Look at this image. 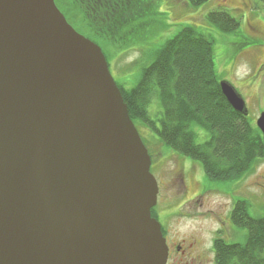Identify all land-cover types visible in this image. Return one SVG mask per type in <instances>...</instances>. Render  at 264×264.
I'll use <instances>...</instances> for the list:
<instances>
[{
  "label": "water",
  "instance_id": "1",
  "mask_svg": "<svg viewBox=\"0 0 264 264\" xmlns=\"http://www.w3.org/2000/svg\"><path fill=\"white\" fill-rule=\"evenodd\" d=\"M151 167L101 46L55 0H0V264H166Z\"/></svg>",
  "mask_w": 264,
  "mask_h": 264
},
{
  "label": "trees",
  "instance_id": "2",
  "mask_svg": "<svg viewBox=\"0 0 264 264\" xmlns=\"http://www.w3.org/2000/svg\"><path fill=\"white\" fill-rule=\"evenodd\" d=\"M207 1L189 0L196 7ZM56 3L80 33L102 47L108 61V45L126 39L145 25L137 24L139 20L156 14L153 0ZM73 11L84 14L81 26L87 22L90 32L85 33L70 19L68 13ZM207 20L227 33H234L241 26V21L225 9L209 12ZM251 41L249 46L260 45L259 41ZM221 81L212 36L194 26H184L156 50L134 87L118 85L138 129L142 124L155 132L163 144L199 162L209 181L230 182L244 179L264 160V139L249 115L235 111L229 104L221 91ZM156 96L162 111L154 118L149 106ZM197 127L206 133L204 142L198 140ZM155 210L156 207L152 209L153 216ZM231 221L247 230L246 241L230 242L219 236L215 241L216 264H264V214L253 216L249 202L238 199Z\"/></svg>",
  "mask_w": 264,
  "mask_h": 264
},
{
  "label": "rangeland",
  "instance_id": "3",
  "mask_svg": "<svg viewBox=\"0 0 264 264\" xmlns=\"http://www.w3.org/2000/svg\"><path fill=\"white\" fill-rule=\"evenodd\" d=\"M153 2L156 14L137 22L144 23V26L106 48L116 82L127 89L134 87L142 69L154 59L156 50L184 26H194L212 36L217 71L221 79L232 83L245 99L249 117L256 124L264 112V43L261 42V48H246V44L254 40L248 34H255L252 32L258 27L264 30V3L257 0H251V3L247 0H208L196 7L189 0ZM220 9L228 10L241 21L239 30L223 32L208 22V13ZM76 11L68 16L82 31L90 32L86 21L81 26L84 14ZM149 111L154 118L160 116L162 106L157 96L153 98ZM139 130L152 156L151 170L160 188L155 212L160 221L167 224L171 235L183 238L199 234L211 244L213 236L221 230L219 236L230 242H245L247 230L234 226L230 213L238 199H246L253 216L264 214V160L242 180L211 182L199 162L163 144L155 132L142 124H139ZM196 131L199 142H204V130L197 127ZM201 182L208 186V191L203 197H195L201 191Z\"/></svg>",
  "mask_w": 264,
  "mask_h": 264
},
{
  "label": "flooded vegetation",
  "instance_id": "4",
  "mask_svg": "<svg viewBox=\"0 0 264 264\" xmlns=\"http://www.w3.org/2000/svg\"><path fill=\"white\" fill-rule=\"evenodd\" d=\"M247 1L248 3H251V0H247ZM252 33L255 34H251V35L248 34V35L251 38H253L254 41H259L260 43V45L258 44V46L256 47L259 48L263 47L261 45V42L264 43L263 42L264 35L263 36H259V35L264 34V30L261 27H258ZM248 44L249 42L246 44L247 46L246 48H250ZM200 188H201L200 193L195 197L197 196L203 197L208 191V186L203 184L202 182L200 183ZM194 198H192V200H194ZM155 218H157L161 223L163 235L166 239V243L168 247V258L166 264H216L217 257L215 254L216 253L215 241L219 237V234H221V230L217 231V235L213 233L215 236H213L212 238V243L207 244L199 234H194L191 236L188 235L183 238H178L176 236H173L168 231L166 226L167 224H164L160 221L158 214H156ZM224 223L227 224V221H224Z\"/></svg>",
  "mask_w": 264,
  "mask_h": 264
}]
</instances>
